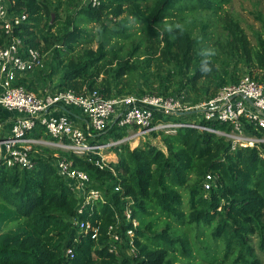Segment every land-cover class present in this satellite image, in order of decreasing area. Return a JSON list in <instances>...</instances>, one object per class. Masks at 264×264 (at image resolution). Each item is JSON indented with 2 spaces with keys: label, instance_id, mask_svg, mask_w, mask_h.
<instances>
[{
  "label": "trees",
  "instance_id": "obj_1",
  "mask_svg": "<svg viewBox=\"0 0 264 264\" xmlns=\"http://www.w3.org/2000/svg\"><path fill=\"white\" fill-rule=\"evenodd\" d=\"M99 1V6L92 7L80 0H57L55 5L50 0H9L8 14L26 15V21L14 31L24 48L39 51L42 40L43 50L53 51L57 70L52 69L50 75L61 72L53 91L95 89L108 98L154 93L138 89L136 84L139 61L135 54L140 48L149 55L144 62L162 61L169 67L166 76L159 77L162 88L155 92L163 96L189 88L208 100L245 74L255 80L264 78L263 36L258 34L252 45L239 21L228 19L222 25L224 41L212 48L205 44L208 23L200 21L202 30L194 35L196 18L187 20L186 12H201V18L217 16L232 0ZM59 10L64 12L62 21ZM123 15L133 19L140 37L120 57L123 45L114 48L110 41L133 38L126 20L120 19ZM44 17L46 33L38 36L34 29ZM117 19L121 24L112 28L109 23ZM55 24L58 27L52 32ZM88 25L98 28L95 50L89 48L95 38ZM78 46H84L80 54ZM233 61L242 62L246 73L238 77L237 71L230 72ZM31 73L18 81L28 91L33 90L32 84H26ZM157 120L172 121L174 117L158 115ZM207 125L229 131L225 125ZM43 132L37 127L32 136L46 138ZM244 132L264 137V130L247 123ZM126 135L125 129L112 127L101 137L118 140ZM160 140L165 151L149 141L132 150L128 143L120 144L114 149L116 163L102 167L47 148H39L41 154L33 155L32 170L8 169L0 161V264H197L196 253L207 264H264L254 249L256 242L264 255V144L231 151V143L224 137L189 127L177 129L173 135L161 134ZM54 154L84 170L93 183L90 187L101 191L105 203H95L79 214L77 198L53 166ZM207 174L214 177L209 191L203 188ZM127 208L138 222L133 253L126 254L128 246L110 252L107 228ZM71 219L99 225L98 240L81 234ZM8 225L13 227L6 229ZM120 228L126 240L127 224ZM189 231L196 241L190 239ZM203 234L209 241L220 242L219 262L208 247H198ZM68 248L73 250L72 259L65 254Z\"/></svg>",
  "mask_w": 264,
  "mask_h": 264
},
{
  "label": "built area",
  "instance_id": "obj_2",
  "mask_svg": "<svg viewBox=\"0 0 264 264\" xmlns=\"http://www.w3.org/2000/svg\"><path fill=\"white\" fill-rule=\"evenodd\" d=\"M80 1L82 5L92 7L100 4L99 0ZM8 5L9 0H0V110L14 114L8 129L0 124V161L6 168L32 170L35 167L34 148H50L102 167L105 163H116L114 149L120 144L130 145L144 140L154 145L161 134L173 135L177 129L188 127L224 137L230 141L231 151L264 144V137L244 132V123L255 130H264V78L255 80L245 74L238 82L223 86L212 98L194 106L189 105L182 93L108 98L95 89L85 88L81 93L70 89L45 90L38 95L28 91L18 81L25 74L43 67L42 56L37 49L24 48L22 38L14 34L15 29L26 21V15L8 14ZM194 114L201 115V118L189 120ZM158 115L173 116L174 119L183 117L187 121H161L157 120ZM208 123L225 125L229 131L214 129ZM37 127L43 129L46 138L32 136ZM112 127L125 129L127 135L118 140L101 137ZM155 133L160 135L154 137ZM110 157H114V161L109 160ZM54 158L57 175L70 186L79 202V214L87 208L91 210L95 203H105L101 191L90 187L91 179L84 170L75 167L73 161L64 156L54 154ZM213 181L211 174L205 176V191L210 190ZM131 215L127 208L108 226L110 252L117 253L120 246H128L129 252L133 253L138 222ZM71 222L78 226L81 234H89L91 239L98 240L99 225L87 220L76 222L71 219ZM122 224H127L123 232L126 240L120 233ZM65 254L70 259L74 256L70 248Z\"/></svg>",
  "mask_w": 264,
  "mask_h": 264
},
{
  "label": "rangeland",
  "instance_id": "obj_3",
  "mask_svg": "<svg viewBox=\"0 0 264 264\" xmlns=\"http://www.w3.org/2000/svg\"><path fill=\"white\" fill-rule=\"evenodd\" d=\"M54 5L56 4L57 0H50ZM187 13V20L191 21L192 17L196 18L194 19L196 21L195 26H193V34L197 35L200 34V31L202 30L201 25L199 24L200 21L208 23V28L206 29L207 37H209V40L205 42L206 46L216 45L217 48H219V44L224 41V35H223V27L222 25L224 22L228 19L231 20H238L240 23L241 28L244 30L245 34L248 36V40L252 45L255 44V39L258 34L264 37V30H263V22H264V0H232L228 5H225L223 7V11L219 13L217 16H207L203 15L202 18L199 16L201 15V12L196 14L193 13L190 15ZM54 17V15H53ZM124 18L126 20V25L129 27V32L133 34V38L121 40V39H112L110 41L111 45L116 48L118 45H123L124 50L120 53V57L123 55L126 56V52L128 50V47L130 46L132 40L134 42L138 41L139 39V32L137 25L133 22V19L130 17L123 15L120 17V19ZM58 19L59 21H62L64 19V12L62 10L58 11ZM120 19H117L115 22L109 23L112 28L117 27V25L121 24ZM58 27V24H55L54 27L51 29L52 32L56 30ZM88 29L92 32L94 35V42L89 46L90 49L95 50L97 47V26L94 25H88ZM34 32L40 36L41 34L46 33V25H45V17L43 18L42 23L34 29ZM262 37V38H263ZM40 38V37H39ZM40 53L42 56V63L43 67L40 69L34 70L31 74L26 76L29 78L26 82V84L30 83L32 84V92L40 95L39 93H43L45 90H55L57 89L56 86L59 82V79L61 77V72H58L54 75H50L51 70H57L56 64L57 60L53 59L52 56V49L48 51H44L43 47H45L44 42L40 40ZM204 44V43H203ZM84 49V46H78L76 47V52L80 54V52ZM77 53H74L76 55ZM68 56L71 57V54H68ZM149 55H146L144 52V48H140L137 53L135 54V59L138 60L139 70H138V77H137V84L138 89L146 90L147 92H158L157 90H160L162 87H160V79L159 77L166 76L169 67L166 63L162 61H155L152 60L149 62H144V60ZM67 58V57H66ZM230 72L237 71L238 77L246 73V67L242 62L233 61L230 63L228 67ZM259 70L257 71L258 74ZM37 75V76H36ZM42 78V79H41ZM102 76L98 78V85L100 84ZM26 81V80H25ZM29 84V85H30ZM114 92L117 94L116 89H114ZM184 96L186 101L189 103V105L194 106L200 101H203L201 97H197L196 94L191 89H185L181 92ZM198 118H201V115L194 114L190 116L189 120L197 121ZM187 121L186 118L180 117L178 119H174V121ZM159 135V134H158ZM157 135V136H158ZM145 141L140 140L138 143L134 144H128L129 149L132 150L137 146H141ZM155 146L159 147L163 151H165L164 147L161 144V140L159 138L156 139ZM49 150H53L50 148H47ZM41 154L40 150L38 148H34V152L32 155H39ZM108 159V158H107ZM114 157H110L109 160L114 161ZM93 184V183H91ZM12 225L6 226V229L12 228ZM206 232V231H205ZM190 239H195L194 232L189 231L188 232ZM199 244L201 246L198 247H208L211 254L215 255L217 257V261L219 262L222 257V250L220 246V242H213L209 241V238L207 235H201L199 238ZM255 241V240H254ZM208 245V246H207ZM254 249L256 253L261 258L262 262L264 263V255L261 252L260 249H258V244L254 242ZM126 254H130L129 250H125ZM195 262L197 264H207L204 260L201 259V257L196 253V259ZM224 264H230L229 262H223ZM216 264V263H214Z\"/></svg>",
  "mask_w": 264,
  "mask_h": 264
},
{
  "label": "crops",
  "instance_id": "obj_4",
  "mask_svg": "<svg viewBox=\"0 0 264 264\" xmlns=\"http://www.w3.org/2000/svg\"><path fill=\"white\" fill-rule=\"evenodd\" d=\"M14 116V114L6 112L4 110H0V124L3 126V128L8 129L10 120Z\"/></svg>",
  "mask_w": 264,
  "mask_h": 264
}]
</instances>
